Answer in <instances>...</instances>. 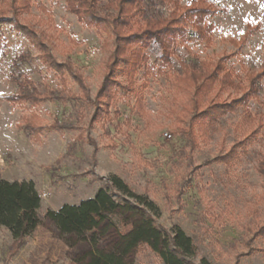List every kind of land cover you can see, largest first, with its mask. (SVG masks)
<instances>
[{
	"label": "rangeland",
	"instance_id": "374dc122",
	"mask_svg": "<svg viewBox=\"0 0 264 264\" xmlns=\"http://www.w3.org/2000/svg\"><path fill=\"white\" fill-rule=\"evenodd\" d=\"M107 1L101 5L110 9ZM189 1L179 0L181 5ZM207 1L217 8L208 17L212 28L207 41L189 31L177 44L166 74L154 65L157 49H146L145 66L151 68L146 75L143 68L135 75L138 95L116 88L115 99L100 98L98 108L76 98L81 89L71 74L81 77L93 98L110 61L111 32L84 25L66 10L64 0H29L25 9L22 0H0V177L32 180L41 196V222L10 258L6 250L12 238L0 228V264H78L75 259L89 245L80 241L68 247L44 214L92 197L111 173L157 204L159 226L176 224L192 238L194 264L201 257L213 264H264V234L256 233L264 222V203L258 199L262 180L256 170L264 154V0ZM19 23L24 30L15 27ZM18 55L22 60L14 67ZM217 60L236 74L241 88L216 85L209 94L213 103L244 96L248 73H257L259 86L246 105L261 120L260 133L245 142V150L229 165L215 157L248 133L240 110L222 114L207 129L196 125L197 144L191 146L184 133L191 114L186 92L171 77L199 61ZM50 61L64 68V82L48 68ZM17 75L29 82L26 87L37 89L36 102L3 98L19 97ZM117 78L126 83L122 73ZM31 125L38 129L35 136ZM81 223L110 254L97 264H163L145 245L122 251V216L97 228L85 217Z\"/></svg>",
	"mask_w": 264,
	"mask_h": 264
},
{
	"label": "trees",
	"instance_id": "16d2710c",
	"mask_svg": "<svg viewBox=\"0 0 264 264\" xmlns=\"http://www.w3.org/2000/svg\"><path fill=\"white\" fill-rule=\"evenodd\" d=\"M22 2L24 9L30 6L29 0ZM64 2L66 10L74 13L84 25L94 26L99 32L103 28L108 29V34L111 32L112 49L108 51L110 61L93 98L89 96L81 77L71 74L81 89V94L76 95V98H81L84 103L94 104L98 108L97 102L100 98L105 97L111 101L115 99L116 88L138 95L135 92V75L142 68L143 74L146 75L151 68L149 65L145 66L148 60L146 49L151 47L157 49L159 56L154 65L158 71L165 73V68L172 66L177 44L186 40L189 31L198 39L207 41L212 28L208 17L217 10L207 0H190L184 5H181L179 0H108L110 9L103 7L101 0ZM102 13L103 18L100 17ZM24 26L20 23L15 25L22 30ZM123 31L129 32L120 35ZM21 57L22 55H18L12 60L14 67H18ZM263 66L264 57L261 68ZM48 68L54 70L64 82V68H60L52 61L48 63ZM118 72L124 75L125 84L118 81ZM256 74L251 72L245 75L248 82L246 93L230 103H213V98L209 99V94L216 85L227 90L241 88L236 74L220 60L199 61L184 67L181 72L172 74V82L184 89L190 107L191 114L186 118L184 133L191 146L197 144L196 125L201 129H207L208 126H213L222 114L238 110L241 113V124L247 128L248 133L243 139L233 143L225 154L216 156L215 160L229 165L245 150V142L259 135L261 120L251 115L246 105L248 99L257 96L259 92V86L255 81ZM15 79L18 80L19 88H22L19 97L7 95L3 98L14 102L19 98L36 102L34 95H38L37 89L33 85L30 88L26 87V83L29 82L20 79L19 75ZM207 99L209 102L206 107L200 109L202 102ZM136 101L141 100L138 97ZM98 116V113L94 114V118ZM29 132L35 136L38 129L31 125ZM256 170L262 180V190L258 199L264 203V154L260 155ZM40 203L41 196L32 180H8L0 177V227L6 228L12 238L6 250L8 258L25 244L26 238L40 224ZM159 214V207L147 194L136 193L122 178L111 173L92 197L81 199L77 203H63L55 210L49 208L44 216L54 223L59 237L68 247H73L80 241L89 245V249L80 258L75 259L78 264H97L99 259L108 260L110 257V254L100 247L95 235L85 233L82 218L85 217L93 228H97L115 215L122 216L118 235L123 252L127 253L140 245H145L163 264H194L192 258L196 254V246L192 238L176 224L168 229L159 226L156 223ZM256 233L264 234V222ZM196 264L213 263L206 257H201Z\"/></svg>",
	"mask_w": 264,
	"mask_h": 264
},
{
	"label": "built area",
	"instance_id": "2783aa9c",
	"mask_svg": "<svg viewBox=\"0 0 264 264\" xmlns=\"http://www.w3.org/2000/svg\"><path fill=\"white\" fill-rule=\"evenodd\" d=\"M164 135H165V136H167V137H169V136H170V134H169V133H164Z\"/></svg>",
	"mask_w": 264,
	"mask_h": 264
},
{
	"label": "crops",
	"instance_id": "0c3cea01",
	"mask_svg": "<svg viewBox=\"0 0 264 264\" xmlns=\"http://www.w3.org/2000/svg\"><path fill=\"white\" fill-rule=\"evenodd\" d=\"M0 228H4V227H0ZM6 229V228H5ZM8 231V230H7ZM8 233H9V231H8ZM10 234V233H9Z\"/></svg>",
	"mask_w": 264,
	"mask_h": 264
}]
</instances>
